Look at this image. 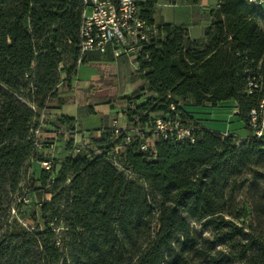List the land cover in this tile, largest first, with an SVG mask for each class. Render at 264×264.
Returning a JSON list of instances; mask_svg holds the SVG:
<instances>
[{
    "label": "trees",
    "instance_id": "trees-1",
    "mask_svg": "<svg viewBox=\"0 0 264 264\" xmlns=\"http://www.w3.org/2000/svg\"><path fill=\"white\" fill-rule=\"evenodd\" d=\"M158 2H138L156 30L136 57L138 91L150 96L123 112L130 128L145 127L172 105L195 142L157 139L149 157L129 128L88 137L60 162L43 160L50 169L33 181L50 198L36 203L27 227L10 210L25 204L20 184L39 150V115L67 103L59 84L70 88L88 60L80 54L84 5L0 0V264H264V139L248 124L250 111H264V9L217 0L202 38L192 39L183 26L155 24ZM230 100L252 135L207 129L184 108ZM58 123L74 130L71 117Z\"/></svg>",
    "mask_w": 264,
    "mask_h": 264
},
{
    "label": "rangeland",
    "instance_id": "rangeland-1",
    "mask_svg": "<svg viewBox=\"0 0 264 264\" xmlns=\"http://www.w3.org/2000/svg\"><path fill=\"white\" fill-rule=\"evenodd\" d=\"M197 2L196 5V0H159L153 13V19L155 23L163 22V20L166 22H184L189 29L190 36L201 37L203 35V27L208 25L206 23L208 14L215 7L217 0H198ZM187 3L190 4V8L187 7ZM87 13H89V9ZM137 71L138 66L130 55L119 56L112 64L84 63L80 65L74 80L76 87L74 88V90L76 89V115L78 114L76 123L79 129L87 133L88 136L86 137H97L98 133L96 131L88 132V130L100 128L99 134H101L104 129H107V124L114 125L119 129H127L123 128L124 121L127 123V120L125 112H122V110L126 111L128 101L139 104L150 96L146 92L138 91V88L143 84V79ZM62 77H64V74H62ZM91 88L92 90H90ZM58 89L60 92L70 90L64 83H60ZM137 92L138 96L136 97L135 93ZM67 98L68 101L65 106L71 109L74 106L72 99H70L72 97L68 96ZM51 113V108L41 112L37 119L39 127H41L40 122L49 123L46 116ZM156 115L151 114V116ZM127 127L130 128L131 126L128 125ZM85 133H82L84 136H81L80 142H76L77 145L83 143ZM57 136L63 140V143H66L69 138H74V134L70 133L66 126H61L58 129ZM38 142L46 144V140H43V138H39ZM37 157L38 151L35 150L33 158ZM30 165L31 160L27 162L26 171L22 174L20 184L19 197L24 198L23 203L25 204L21 205L17 210L18 200H16L13 203V209L10 210L11 218L16 217L20 223L27 227L34 226L36 223L33 216L36 215L37 211L35 196L37 191H39V183L33 181L35 175L30 173ZM42 195L44 199L49 197L45 193H42ZM203 233L208 235L206 231H203ZM66 264L71 263L66 262Z\"/></svg>",
    "mask_w": 264,
    "mask_h": 264
},
{
    "label": "built area",
    "instance_id": "built-area-1",
    "mask_svg": "<svg viewBox=\"0 0 264 264\" xmlns=\"http://www.w3.org/2000/svg\"><path fill=\"white\" fill-rule=\"evenodd\" d=\"M84 5L79 28L80 54L96 51L105 53L108 47L113 48L114 54L140 55L143 43L150 34L156 32L154 27L147 26L139 15L138 2L143 0H81ZM252 5H261L264 0H247ZM89 9V13L87 10ZM147 58V55L144 56ZM260 108H264V101ZM249 126L257 138L264 139V115L258 117L255 110L249 113ZM115 133L121 129L112 126ZM129 132L141 139L140 150L153 157V143L157 139L174 143L195 142V135L191 127L182 124L180 117L175 112V107L170 106V112L163 116L149 119L145 127L136 125L129 128ZM36 133V131H35ZM149 134V136H147ZM129 136L127 137V141ZM35 148L40 149L42 143L36 141ZM122 147H116L114 153H120ZM114 165H118L114 162ZM41 166L49 170L50 161H42Z\"/></svg>",
    "mask_w": 264,
    "mask_h": 264
},
{
    "label": "crops",
    "instance_id": "crops-1",
    "mask_svg": "<svg viewBox=\"0 0 264 264\" xmlns=\"http://www.w3.org/2000/svg\"><path fill=\"white\" fill-rule=\"evenodd\" d=\"M198 0H196V5ZM175 5V3H173ZM217 4V2H216ZM215 4V6H216ZM172 5V4H170ZM187 7L190 8V4L187 3ZM261 8L264 9V3L261 4ZM210 16L208 14L207 17V26H209L210 24ZM155 22V21H154ZM163 22L165 23H170V24H174L177 26H183L187 29L188 34L190 36L189 33V29L186 26V24L184 22H166L163 20ZM157 24V23H155ZM204 26L203 27V31L204 29L207 27ZM203 36V35H202ZM197 36V37H193L190 36V38L192 39H201L202 38ZM99 55V56H98ZM132 56L134 59V63L137 65L136 62V56L134 54H124V53H119L118 55L114 54L113 48L108 47L105 53H98L96 51H92V52H88L87 53V64L89 63H94V64H100V63H113L114 61H116L118 59L119 56ZM80 68V66L77 68ZM76 71V73H77ZM76 73L75 75L72 77L71 81H70V90H66L64 92H61L62 96L64 97H72L70 99H72V104H74V106L71 107V109L67 108L65 106V104H63L62 106H60L57 109L52 110V113L47 115V120L49 121V123L45 124L40 122V126L42 127H37L36 129V137L37 139L39 138H43V140H46V144H44L42 146V148H40L38 150V157L36 159L31 160V167H30V173H34L35 178H37L39 176V173H41L42 170V166H41V162L43 160H55V163H58L61 161V159H63V157L70 155V154H74L81 146L82 144H85L88 140V136L87 133L83 132L81 129H79L77 127V121H76V117L78 116V114L76 115V89L74 90L75 87V77H76ZM92 89V88H91ZM185 110L187 112H189L202 126H204L207 129L210 130H214V131H218L221 133H231L233 135H235L238 139H243L247 136L252 135V132L250 130H248L244 123L238 118L237 113V105L234 101L230 100V101H224V102H220L218 103L215 107H210V106H203V107H193V106H185L184 107ZM124 110H122L123 112ZM262 114H264V111H262ZM61 116H68L74 119L75 121V125H74V130L73 131H69L70 133L74 134V138H73V149L72 150H67L66 149V143H63V140L61 138H59V136H57V132L58 129L63 126L61 124L58 123V119ZM126 121H124V127L123 128H129L127 127L128 125H126ZM46 126V127H44ZM107 128H111V124H107L106 126ZM46 128V129H45ZM100 128H97L95 130H88V132L91 131H96V133H98L97 137L95 138H99L100 137ZM85 133V137L83 138L84 141L83 143H81V145H77L76 142H80L81 141V136ZM79 136V138L76 139V137ZM49 197H47L46 199H49ZM43 195L41 193V191H37V194L35 196V202L39 203L43 200Z\"/></svg>",
    "mask_w": 264,
    "mask_h": 264
}]
</instances>
